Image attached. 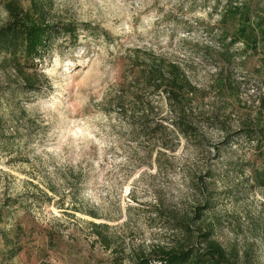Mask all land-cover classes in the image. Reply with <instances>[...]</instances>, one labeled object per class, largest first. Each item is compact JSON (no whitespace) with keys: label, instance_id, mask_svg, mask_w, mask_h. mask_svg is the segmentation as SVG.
<instances>
[{"label":"rangeland","instance_id":"1","mask_svg":"<svg viewBox=\"0 0 264 264\" xmlns=\"http://www.w3.org/2000/svg\"><path fill=\"white\" fill-rule=\"evenodd\" d=\"M18 1L76 31L37 73L0 55V230L14 242L0 239V264H133L206 234L235 264H264V143L246 135L264 130V0ZM154 59L196 88L191 138L135 80Z\"/></svg>","mask_w":264,"mask_h":264},{"label":"trees","instance_id":"2","mask_svg":"<svg viewBox=\"0 0 264 264\" xmlns=\"http://www.w3.org/2000/svg\"><path fill=\"white\" fill-rule=\"evenodd\" d=\"M9 15V21L0 28V55L4 57L2 69L6 71L19 72L21 74L40 71L52 44L60 37L72 36L75 34L76 27L71 24H49L39 3L33 2L28 11H24L18 0H7L4 2ZM242 17V15H240ZM242 21L248 20L245 15ZM140 76L135 80L142 81L144 89L150 90L153 96H164L169 102L175 120L166 121L174 128L178 129L183 136L191 138L195 135V128L188 121L184 97L195 94L196 88L189 81L186 73L175 63L165 59H154L151 65H140ZM25 84L23 89L34 90L36 87L30 81V77H24ZM116 107L118 110H126V101L122 99V104ZM143 104V103H141ZM146 111L149 107H144ZM128 108H130L128 106ZM138 113V112H137ZM259 137H253V133H246L253 141L262 139L264 143V130H261ZM261 162L264 163V146ZM0 213V223L3 217ZM99 242L105 247L110 248V238L100 229L102 226L92 225ZM4 239L5 244L12 245L14 242L0 230V239ZM205 246L203 248L188 247L176 250H161L155 257L138 258L133 264H235L229 258L226 250L212 237L205 235ZM11 257L16 256L22 251L21 245H14L11 250ZM118 260L115 259L114 264Z\"/></svg>","mask_w":264,"mask_h":264}]
</instances>
